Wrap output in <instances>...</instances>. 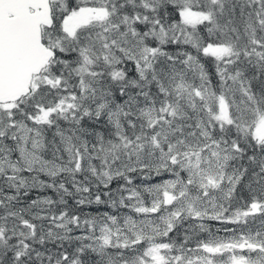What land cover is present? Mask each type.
I'll use <instances>...</instances> for the list:
<instances>
[{"label": "snow or ice", "instance_id": "1", "mask_svg": "<svg viewBox=\"0 0 264 264\" xmlns=\"http://www.w3.org/2000/svg\"><path fill=\"white\" fill-rule=\"evenodd\" d=\"M0 264H264V0H0Z\"/></svg>", "mask_w": 264, "mask_h": 264}, {"label": "trees", "instance_id": "2", "mask_svg": "<svg viewBox=\"0 0 264 264\" xmlns=\"http://www.w3.org/2000/svg\"><path fill=\"white\" fill-rule=\"evenodd\" d=\"M70 204H71V201H70ZM98 210L99 211H107L108 209L104 205H91V206H83L82 207V211L85 212V213L95 214ZM207 223L213 229V232H215V229H217V228L223 229L225 227H228V228H232L233 227V225H231V224L224 225V224H221L220 222H217V221H208ZM255 226L256 225H253V227H255ZM216 234L220 235V236H225L226 235L223 230H221L219 233H216ZM201 238L202 239L206 238V234H202Z\"/></svg>", "mask_w": 264, "mask_h": 264}]
</instances>
